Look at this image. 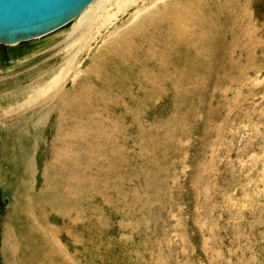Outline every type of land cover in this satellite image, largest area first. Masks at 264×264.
<instances>
[{"label": "rangeland", "instance_id": "obj_1", "mask_svg": "<svg viewBox=\"0 0 264 264\" xmlns=\"http://www.w3.org/2000/svg\"><path fill=\"white\" fill-rule=\"evenodd\" d=\"M104 2L0 44V264H264V0Z\"/></svg>", "mask_w": 264, "mask_h": 264}, {"label": "water", "instance_id": "obj_2", "mask_svg": "<svg viewBox=\"0 0 264 264\" xmlns=\"http://www.w3.org/2000/svg\"><path fill=\"white\" fill-rule=\"evenodd\" d=\"M94 0H0V44L26 42L72 22Z\"/></svg>", "mask_w": 264, "mask_h": 264}, {"label": "bare ground", "instance_id": "obj_3", "mask_svg": "<svg viewBox=\"0 0 264 264\" xmlns=\"http://www.w3.org/2000/svg\"><path fill=\"white\" fill-rule=\"evenodd\" d=\"M94 1H95V0H94ZM94 1H93V2H94ZM114 1H115V0H105V2L103 3V5H101V6H102L101 8H103L102 10H105V11H106V8L108 7V3H109L110 5H112V4H114V3L120 2L121 0H116L115 2H114ZM93 2H92V3H93ZM92 3H91V4H92ZM121 3H122V2H121ZM91 4H90V5H91ZM90 5H89V6H90ZM89 6H88V7H89ZM88 7H87V8H88ZM87 8H86V9H87ZM86 9H85L84 11H86ZM84 11H83V12H84ZM83 12H82L81 14H79L77 17L81 16V15L83 14ZM99 13H100V12H99ZM199 14H200V13H199ZM198 16H199V15H198ZM77 17H76V18H77ZM74 19H75V18H74ZM74 19H73V20H74ZM73 20H72V21H73ZM92 20H93V17H92V16H89V17H87V18H85V19H81L78 27H82V26H84V27L87 28V26H89L90 24L93 23ZM197 21H198V20H197ZM196 24H198L199 26H201V29H203V24H202L201 21L197 22ZM82 29H83V27L80 28V31H81ZM74 31H75V30H74ZM73 33H74V32H73ZM72 36H75V35H72Z\"/></svg>", "mask_w": 264, "mask_h": 264}]
</instances>
